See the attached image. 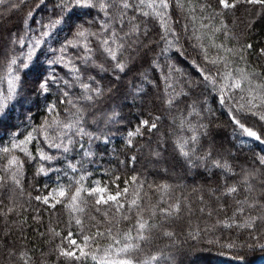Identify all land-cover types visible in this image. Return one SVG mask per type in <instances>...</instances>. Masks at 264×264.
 <instances>
[{
  "label": "trees",
  "instance_id": "obj_1",
  "mask_svg": "<svg viewBox=\"0 0 264 264\" xmlns=\"http://www.w3.org/2000/svg\"><path fill=\"white\" fill-rule=\"evenodd\" d=\"M128 2L0 4V264H103L129 242L134 264H264V143L232 120L264 139V5Z\"/></svg>",
  "mask_w": 264,
  "mask_h": 264
},
{
  "label": "snow or ice",
  "instance_id": "obj_2",
  "mask_svg": "<svg viewBox=\"0 0 264 264\" xmlns=\"http://www.w3.org/2000/svg\"><path fill=\"white\" fill-rule=\"evenodd\" d=\"M240 2H245V3H248V4H252V5H257V4H260V5H264V0H234V2H230V0H217V3H218V6L224 10L226 9H229V8H234L236 7V4L237 3H240ZM4 3V0H0V4H3ZM76 3L80 6H83V7H93L94 5L92 4V0H76ZM137 7H149V8H152V7H157V8H168L169 7V4L167 2V0H159V3L157 4L156 3V0H137ZM101 8H104L105 5L104 4H101L100 5ZM119 7H121L122 9H129L130 7H133V5H131L128 0H120V5ZM144 16H148L149 14L147 12H144L142 13ZM133 31L134 32H137L139 31L138 27L137 26H134L133 27ZM79 35L81 36H84L85 33L84 32H80ZM105 43H107V41H105ZM248 47L250 48L251 45H248ZM109 53L111 54L112 58L113 59H116V55L115 53L109 49L108 50ZM14 63V61H13ZM214 63V62H213ZM25 68L29 67L28 64H25L24 65ZM117 67L123 71L124 70V64L123 63H117ZM203 78L205 80H207L209 83H212V84H215L216 81L212 79L211 75L209 74H203ZM242 80H248V77L246 75H242V78L240 79H234L233 82H232V87L237 89V90H241L242 89ZM260 87H264V85H258ZM39 87H40V90L41 91H46L47 90V79H43L40 81V84H39ZM243 98V97H242ZM221 104L225 103V101L223 100V98H221ZM262 103H264V98H262ZM257 105H253V107H256ZM7 109H8V104L6 102H0V120H3L6 118V115H7ZM253 115H255V113H253ZM262 120H264V116H261L260 117ZM232 120H233V123L235 125L238 126V128L242 131V133L246 134L248 137L250 138H254L255 140L257 141H260L261 143H264V139H262L256 131L252 130L251 128L249 127H246L243 123H241V121L239 119H237L235 116L232 117ZM145 126H148V121H143L142 122ZM72 125H68V127H71ZM151 128H155L156 127V124L153 123L151 124L150 126ZM78 131H81L83 132L82 129H78ZM129 135H132V133H129ZM192 140L195 141L196 140V137L193 136L192 137ZM5 152L8 151V149H4ZM181 151L183 153V155L187 156L189 153L187 151H184L183 148H181ZM217 166L219 167V163L217 162ZM81 191H84L83 189H76L75 191V194L71 196V200L73 202L77 201V199L80 197V194H81ZM106 191V189L104 188H100V187H97V188H94V189H91L88 191V195H93L94 193H101V195L95 200V203L97 205L101 204V203H104V204H107L109 201H112V202H117L118 199H119V196L121 193H116L115 195H111L109 194L107 196V198H105L102 194ZM124 192H127V189L125 188L123 190ZM230 191L232 192H235L236 189L235 188H232ZM59 196L61 197H64L66 195V192L65 190L61 189L59 191ZM39 199V197H38ZM45 203H47V199H45L44 201ZM59 202V201H57ZM135 203V201H133V204ZM124 205L121 203L119 204V206L117 207V211H119L120 208H123ZM84 209L83 208H80V211H83ZM97 211H99V209H97ZM77 224H80L81 221L80 220H77L76 221ZM148 227V225L146 223H140L139 226H138V236L135 237V238H132V239H138V240H145L146 239V236L144 234L145 232V229ZM99 235H103V233H99ZM85 241H87L89 239V237H84ZM125 239H128V237H126ZM73 244L76 243L75 240L72 241ZM116 243H120V241H116ZM139 247L138 244H134V243H125L121 248H119L116 252V255L118 257V259H115V260H112V261H105L103 262V264H134V261L132 260V258L128 255V253L132 250H135ZM62 255L70 258V259H77L78 257L76 256L75 252H70V251H65V252H62ZM81 255H85L83 252H81ZM92 259L94 261H96V264H102L101 261L97 260V258L95 256H92ZM152 260H156L157 258L155 256H153L151 258ZM145 264H147V262H145Z\"/></svg>",
  "mask_w": 264,
  "mask_h": 264
},
{
  "label": "rangeland",
  "instance_id": "obj_3",
  "mask_svg": "<svg viewBox=\"0 0 264 264\" xmlns=\"http://www.w3.org/2000/svg\"><path fill=\"white\" fill-rule=\"evenodd\" d=\"M132 135H133V133H132ZM131 135H126L125 137H124V139L126 140V141H129V138L128 137H130ZM94 188H97V187H94ZM93 188V189H94ZM61 190V188H59V187H54V188H50V189H47V192L46 193H44V194H42L41 196H40V201L42 202V203H44L45 205H48V206H50V207H52V206H54L55 204H57L58 202L57 201H59V199L61 198V196H59V191ZM96 194V196H97V198L101 195V193H95ZM109 194H111V195H115V193H110V192H108L107 190L102 194L105 198H107V196L109 195ZM45 199H47V203H45L44 201H45ZM110 202H112V201H110ZM118 202V201H117ZM77 251V247L76 246H74V248L72 249V251L71 252H76Z\"/></svg>",
  "mask_w": 264,
  "mask_h": 264
}]
</instances>
